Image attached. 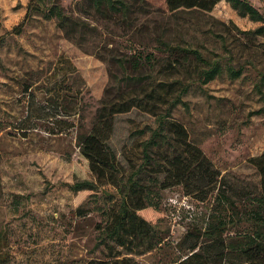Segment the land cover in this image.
<instances>
[{"label":"rangeland","instance_id":"1","mask_svg":"<svg viewBox=\"0 0 264 264\" xmlns=\"http://www.w3.org/2000/svg\"><path fill=\"white\" fill-rule=\"evenodd\" d=\"M28 1L0 0V254H7L3 264H85L99 258L174 264L187 252L182 241L186 231L203 225L215 191L201 201V193L188 194L187 185L153 186L151 202L156 212L152 215L161 242L141 253L112 242L108 249L100 243V229L107 221L103 211L116 207L119 194L109 176L89 172L80 162L77 140L94 123L99 100L110 84L106 64L96 53L151 54L157 58L147 69L151 84L183 79L185 104L177 105L172 117L220 172L225 186L244 193L238 201L244 206L259 180L250 159L264 151V86L262 91L256 87L259 76L245 65L236 78L224 72L201 83L200 64L194 60L183 73L172 75L153 35L163 33L172 43L197 48L207 57L220 56L221 62L228 57L234 65L249 60L264 70V38L240 32L259 23L238 16L224 0L210 12L197 7L169 12L164 0H148L155 12L141 17L147 24L142 38L139 34L131 38L122 28L99 22L98 35L84 42V51L38 12L27 16L16 33L14 27L23 20ZM78 1L58 0L68 11ZM248 1L264 13V0ZM116 73L125 77L121 69ZM121 87L122 95H117L121 98L133 97L139 90L131 82ZM110 91V96L118 93ZM156 105L158 109L165 106L159 101ZM154 127V116L137 107L112 117L108 145L115 153L120 177L140 164L142 143ZM76 162L80 168L74 171ZM158 169L162 181L165 167L151 170ZM76 178L94 183L81 193L84 214L77 211L69 187Z\"/></svg>","mask_w":264,"mask_h":264},{"label":"trees","instance_id":"2","mask_svg":"<svg viewBox=\"0 0 264 264\" xmlns=\"http://www.w3.org/2000/svg\"><path fill=\"white\" fill-rule=\"evenodd\" d=\"M219 1L221 0H164L169 12L184 7H197L201 11L210 12ZM224 1L238 16L259 23L254 29L242 30L241 33L248 37L257 35L264 38V13L248 0ZM33 12L52 19L66 39L86 51L84 42L98 35L99 22H110L129 33L131 38L138 34L142 38L141 32L146 29L147 24L140 19L155 10L148 0H80L75 3L72 11L63 8L58 0H29L23 20L14 27L16 33L20 32L25 18ZM153 39L172 75L183 73L182 70L194 60L200 64L197 71L198 80L207 83L224 72L230 78H236L245 65H248L253 67L259 76L256 87L262 91L264 70L255 68L252 61L234 65L228 57L221 62L220 56L207 57L197 48L172 43L163 33L153 35ZM96 54L106 64L110 84L104 89L99 100L94 123L89 131L79 135L77 140L80 162L88 167L89 172L103 177L109 176L111 182L116 185L115 192L119 194L116 207H112V211H103L107 221L100 229V243L111 249L112 242L131 253H141L154 248L162 238L152 215V212H156V207L151 202L152 187L164 188L183 184L189 187L188 194L200 192L198 198L201 201H204L211 191H215V197L203 225L186 231L182 241L187 244V252L174 264H264V151L250 159L259 180L247 205L241 206L238 201H241L244 193L240 189L226 187L220 172L200 149L189 141L185 127L172 117V110L179 104H185L182 95L187 91V84L183 79L173 77L170 81L151 84L148 81L150 74L147 69H151L153 62H157V58L151 54L118 56L112 50ZM118 69L123 71L125 77H117ZM127 82H131L139 90L130 98L117 96L122 95L121 84ZM113 89L118 92L114 93L116 96H110V90ZM162 89L165 91L163 97ZM168 95L172 97L169 98ZM158 101L165 105L163 109H158ZM132 107L152 114L155 127L142 143L140 164L123 178L118 175L115 153L109 147L108 140L112 117ZM159 150L164 151L158 153ZM159 154L162 156L159 157L161 162L157 159ZM161 166L165 167V177L162 181L157 176V173L162 171L151 170L152 167ZM79 168V163L76 162L74 171ZM200 182L202 184L198 185ZM221 185L224 188L220 187ZM93 186V181L88 178H76L69 185L79 214H84L81 193L91 190ZM6 260L7 254H0V264ZM124 260L130 259L118 261L99 258L90 259L85 264H128Z\"/></svg>","mask_w":264,"mask_h":264}]
</instances>
